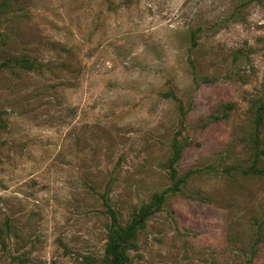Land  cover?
<instances>
[{"label": "rangeland", "instance_id": "374dc122", "mask_svg": "<svg viewBox=\"0 0 264 264\" xmlns=\"http://www.w3.org/2000/svg\"><path fill=\"white\" fill-rule=\"evenodd\" d=\"M263 100L264 0H0V264H264Z\"/></svg>", "mask_w": 264, "mask_h": 264}, {"label": "trees", "instance_id": "16d2710c", "mask_svg": "<svg viewBox=\"0 0 264 264\" xmlns=\"http://www.w3.org/2000/svg\"><path fill=\"white\" fill-rule=\"evenodd\" d=\"M264 109V100L257 108V122L261 121V111ZM264 152V148L262 149ZM180 150L177 143H173V154L170 160V166L179 158ZM169 166V167H170ZM171 173H174L172 167ZM162 202V195L157 196L154 203L158 206ZM153 212L151 206L144 207L135 212L129 223L125 226L121 225L115 214L111 215L112 222L108 227V235L105 244V251L110 256L109 264H131L129 250L135 245V239L138 231L144 226L146 219Z\"/></svg>", "mask_w": 264, "mask_h": 264}]
</instances>
